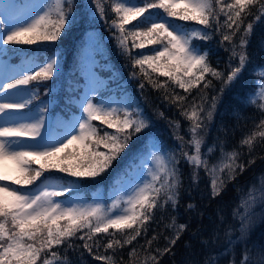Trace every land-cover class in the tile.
<instances>
[{"label":"snow or ice","instance_id":"obj_1","mask_svg":"<svg viewBox=\"0 0 264 264\" xmlns=\"http://www.w3.org/2000/svg\"><path fill=\"white\" fill-rule=\"evenodd\" d=\"M16 8L11 0H0V16L11 15ZM28 8L34 9L30 15L0 33V68L5 66L10 51L7 46L24 51L28 61L26 69L0 83V95L15 93L19 97L0 102V264H75L69 253L81 248L102 264H160L164 255H175L172 248L188 227L179 224L175 215L165 225L172 233L164 237L165 247L148 251L158 239L155 234L137 247L132 245L140 237L147 238L157 212L176 211L183 189L181 163L192 169L193 188L199 185L200 172L205 173L210 196L215 199L256 163L257 156L252 153L257 145L264 146V63H255L248 51L255 25L264 22V0H82L80 13L75 11L76 0H42L26 5L25 10ZM81 14L105 22L113 32L119 54L138 69L130 72V79L140 80L141 90L147 84L159 92L161 101L167 107L175 106L188 122L189 138L185 140L181 122L169 120L156 109V116L168 121L179 151L167 149L162 142L154 143L141 178L108 206L99 202L63 203L57 198L65 197L77 181L103 175L129 148L133 137L154 127L143 108L139 104L113 106L98 101V89L93 87L79 102V117L56 134L48 131V107L43 102L34 116L27 115L33 111V99L40 95V84L58 75L59 59L53 51L41 60L21 46L58 41ZM177 20L192 23H174ZM4 23L0 20V26ZM217 36V47L228 53L226 70L212 65L211 49L203 50L195 43H207ZM150 45L159 47L151 53L132 54L133 49ZM245 73L254 78V87L238 104L255 108L261 113L260 120L242 136L238 148L226 147L230 130L224 125L219 129L224 135L207 144L225 91L235 87ZM214 81L220 83L219 89ZM33 82L35 87H30ZM54 88V84L49 86L45 94ZM193 89L198 90L195 97ZM209 90L213 92L211 98ZM234 115L240 118L239 109ZM153 139L158 141L159 137L149 134L145 143ZM245 148L246 153L239 151ZM217 152L219 156L212 161ZM46 172L64 173L75 180L45 176ZM41 177V185L28 187ZM257 180L259 184H251L233 208L232 219L239 227L225 224L222 211H217L219 223L225 225L223 235L228 246L220 253L209 252L201 264H220L225 256L227 264H264V244L248 243L257 223L264 222V175ZM241 191L237 187V192ZM196 207L195 203L187 204L188 210L196 211ZM218 236L214 232L211 241L201 243L208 247ZM237 245L241 247L239 261ZM125 247L130 248L127 260L118 257ZM254 252L258 260L253 258ZM78 259L79 264H85L83 252Z\"/></svg>","mask_w":264,"mask_h":264},{"label":"trees","instance_id":"obj_2","mask_svg":"<svg viewBox=\"0 0 264 264\" xmlns=\"http://www.w3.org/2000/svg\"><path fill=\"white\" fill-rule=\"evenodd\" d=\"M18 1L23 2V0ZM81 3L82 0H76L75 11L77 13L81 12ZM111 15L112 14L109 15V19H111ZM221 19H223V17H221ZM251 19L252 18L249 17V20ZM129 27L132 26L129 25ZM105 30L108 31L109 27L104 21L81 14L77 16L75 23H73L71 27L66 28L60 39L51 46L44 48L26 47L24 49H27L30 53L34 52L41 60L45 59L53 51L59 53L58 75L54 76L53 80L45 84H40L39 91L43 94V98L49 99L53 103L51 111L54 114L61 113L69 115L71 111L75 112L78 110L76 106H73L72 100L79 99L86 86L84 73L87 69L88 56L92 53L91 48H93L90 36L96 33V35L99 36L98 40H100V43L98 44L99 48H96L95 44L92 53L95 59L94 68L105 83L104 88L99 91L98 95L101 98H109L114 95L120 99L126 97L129 100V104L133 106L139 104L147 116L154 122V127H150L139 134V136L133 137L129 148L121 154L119 159L113 162L111 168L103 175L84 182L79 180L73 187L75 191L71 195L75 194L87 200H93L96 198L97 194L101 193L106 198L107 204L110 205L113 195L119 194L118 190L122 183L125 180L128 181L131 179L132 173L137 167L140 168L142 165L145 166V164H147L149 152L154 143L159 144L162 142L167 149L179 151L178 142L172 134V129L169 127L168 121L158 118L156 116V109L163 111L169 120H179L181 122V134L184 135L185 140L189 137L186 131L188 122L180 115L179 110L175 106L167 107L165 103L161 101V94L159 92L153 90L147 84L145 89L141 90L139 88L140 80L130 79V72L138 71V69H133L131 60L119 54L118 47L112 45L114 44L113 42H115L114 38H111L112 41L110 44H105L103 42ZM0 32H2L1 26ZM219 39L220 38L217 36L207 43L203 41H195V43L200 45L203 50L211 49L209 60L212 65L219 69L226 70L225 61L228 53L217 47L216 42ZM262 42H264V22L255 25L248 45V51L252 54V58L257 64L264 63V48L261 47ZM7 47L10 51L5 57V60L16 63L21 57L25 56L24 51H17L14 46ZM156 47L159 46H147L143 50L133 49L132 54L139 56L141 51L151 53L152 49ZM141 79H143V77H141ZM160 79L164 80L166 78L161 77ZM128 80L131 81L130 84ZM53 84L55 85L54 91L45 94L48 87ZM214 84L215 88L219 89L220 83L214 81ZM35 85L36 83L33 84V86ZM253 87L254 78L245 73L244 78L235 87L225 91L218 106L215 120L208 131L206 137L207 144H212L217 136L224 135L219 131L221 125H224L225 128L230 130L226 137V147L228 149L238 148L242 136L253 130V122L260 120L261 113L253 107H244L238 104L241 97ZM176 91L183 94L180 89ZM197 91L196 89L192 90V97L197 95ZM212 95L213 92L209 90V98H211ZM189 99H191V97ZM35 103L36 102L33 101L32 104L34 105ZM237 109H239L240 112L239 119L234 115ZM96 124L99 125V122H96ZM149 134H152L154 137H159V140L153 139L146 144L145 138ZM239 151L246 153L247 149H239ZM252 155L257 156L256 163L240 175L235 184H228L227 190L215 199L210 196L209 179L205 176V173L203 171L200 172L199 185L193 188L190 178L192 169L182 162L180 167L183 172V189L181 190L180 202L176 211L173 213L171 209H168L164 213L157 212L156 219L149 226L147 238H138L132 247L143 244L145 239H150L154 234L157 235L158 239L153 241L148 251L154 252L157 247H165L166 241L164 237L172 234L171 230L167 229L165 225L168 223L170 216L175 215L179 224H186L188 227L177 241L175 247L172 248V253H175V255L171 253L164 255L160 259V264H201L203 258L208 255L209 252H222L228 245L223 235L225 225L219 223L217 211H222L226 218L225 224H232L234 227H239L237 221L232 219L233 208L239 204L241 197L247 194L251 184H259L257 177L264 175V146L257 145ZM218 156L219 152L215 153L211 157V160L215 161ZM243 159L246 161L248 159L247 155H245ZM43 180L44 178L41 179V181ZM72 180L71 178V181ZM31 186L32 187L29 188H36L33 187L34 185ZM237 187H240L242 191L238 193ZM188 203H195L197 206L196 211L188 210ZM256 211L259 212L260 208L258 207ZM200 213L203 215H200ZM161 215H163V219L160 218ZM214 232L219 233L218 238L214 244L210 243L208 247H205L201 241L205 239L211 241ZM236 235H239V233H236ZM78 242L79 241H76L77 244H80V242ZM248 243L249 245L264 244V222L257 223L251 232ZM129 250V247L123 248L119 251L118 257L122 256L124 260H127ZM101 253H103V250ZM235 253L236 259L239 261L241 253V247L239 245L236 246ZM78 256L79 252L69 253V257L75 264H79ZM253 258L258 260L255 252L253 253ZM83 261L85 264H102L101 261L94 259V257L89 255L86 251L83 254ZM227 261V256L222 257L220 264H227Z\"/></svg>","mask_w":264,"mask_h":264},{"label":"rangeland","instance_id":"obj_3","mask_svg":"<svg viewBox=\"0 0 264 264\" xmlns=\"http://www.w3.org/2000/svg\"><path fill=\"white\" fill-rule=\"evenodd\" d=\"M23 4H17L15 2V0H11L12 3H14L17 8L15 10H13V13L11 15H3V16H0V19L2 21H5V23L3 24V27L5 29V31L8 30L9 27H11L13 24L17 23L18 21H22L23 19H25L28 15L31 14V12L34 10L32 8H28L27 10H25V6L26 5H34V4H38V3H41L42 0H23ZM17 13H22V15H17ZM174 23L176 24H191L192 22H182V21H174ZM4 31V32H5ZM105 37L109 36V40H108V44H110V42L112 41L111 38L113 39L114 38V35H113V32H110V29L107 31L105 30ZM99 39V36L96 35H91L90 36V41H91V45H93V48H91V52L93 53V50H94V47H95V44H96V48H99V43H100V40ZM55 43V42H54ZM54 43H51V42H43L42 44H38V45H32V46H21L23 48H26V47H38V48H44V47H48V46H51L52 44ZM115 47H117L116 45V41L113 42ZM152 45H150L149 47H151ZM16 48V47H15ZM55 50V49H54ZM92 53L88 56V62H87V69H86V82H87V85L85 86V89H84V92L82 93L81 97L79 99H74L72 101L73 103V106H76L77 107V111H71L69 115L67 116H64L60 113H58L57 115L54 114L52 111H51V108H52V105L53 103L49 100V99H46V98H43V94L40 92V95L38 96V98H35L33 99L34 102H36L34 105L32 104L31 107L33 109V111L31 113H28L27 115L28 116H34L36 114V110L38 109V107L41 105V103L43 102L44 104L47 105L48 107V114H47V117H46V125H47V128H48V131L51 133V134H56L58 132V130L63 126L65 125L66 123L74 120L75 118L79 117L80 115V111H79V102L81 99H83V97L88 94L90 92V90L95 87L98 89V93L100 90H102L105 86V83L104 81L101 79V77L96 73L95 71V59L93 58V55ZM59 53H56V55H58ZM60 57H58L59 59ZM6 63H5V66L0 68V83L6 81V80H11L13 79L16 75H18L20 73V71L22 69H26L28 67V61L26 60V58H23L20 62L16 63V64H13L10 60H5ZM91 69V71H90ZM94 73V75H93ZM133 80V79H132ZM36 83V82H33V84ZM128 83L130 84L131 81L128 80ZM33 84L30 86V87H35L33 86ZM97 93V96H96V99L98 101H101V102H104V103H111L113 104V106H118V105H124V104H129L128 103V99L125 97V98H117L114 96H111V97H107V98H101ZM19 98L18 96H16L15 93H5L4 95H0V102H3V100L5 99H17ZM43 98V99H42ZM96 123V122H94ZM148 164H145L142 165L140 168L137 167L133 173H132V176H131V179H129L128 181L125 180L122 185L119 187V190H118V193H121V192H125L127 191L135 182H137L140 178H141V175L143 173V169L145 167H147ZM45 176H58V177H62L63 179L65 180H68V181H71V178L73 180H75V178L73 177H68L66 174L64 173H59V172H51V173H45ZM44 178V177H41V179ZM90 179H81L82 182L84 181H88ZM37 185H41V180L37 181L36 184L33 186V187H37ZM15 187V186H13ZM28 187H32V186H28ZM75 190L72 189V191L68 192L66 194L65 197H58L57 199L63 203H67L69 201H73V202H77V203H87V204H93V203H102L104 204L105 206H108L107 204V201H106V198L101 194H97L96 198L93 199V200H87L79 195H71ZM71 195V196H70ZM118 195V194H116ZM116 195H113L112 199L116 196ZM70 196V197H69ZM80 244H82L83 242L82 241H79ZM78 242V243H79ZM103 249L101 248V251ZM79 252H83V254L85 253L84 249H80Z\"/></svg>","mask_w":264,"mask_h":264},{"label":"water","instance_id":"obj_4","mask_svg":"<svg viewBox=\"0 0 264 264\" xmlns=\"http://www.w3.org/2000/svg\"><path fill=\"white\" fill-rule=\"evenodd\" d=\"M109 38H110L109 36L105 37V38H104V42H105V43H108Z\"/></svg>","mask_w":264,"mask_h":264}]
</instances>
